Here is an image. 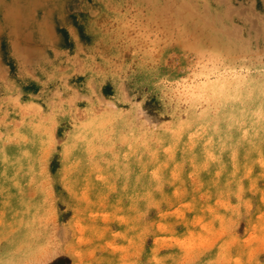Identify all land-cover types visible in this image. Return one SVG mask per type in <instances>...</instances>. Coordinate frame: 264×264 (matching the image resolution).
<instances>
[{
    "label": "rangeland",
    "instance_id": "rangeland-1",
    "mask_svg": "<svg viewBox=\"0 0 264 264\" xmlns=\"http://www.w3.org/2000/svg\"><path fill=\"white\" fill-rule=\"evenodd\" d=\"M0 264H264V0H0Z\"/></svg>",
    "mask_w": 264,
    "mask_h": 264
}]
</instances>
